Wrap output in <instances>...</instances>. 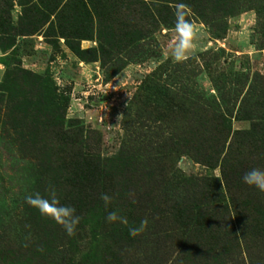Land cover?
I'll use <instances>...</instances> for the list:
<instances>
[{"label":"rangeland","instance_id":"obj_1","mask_svg":"<svg viewBox=\"0 0 264 264\" xmlns=\"http://www.w3.org/2000/svg\"><path fill=\"white\" fill-rule=\"evenodd\" d=\"M202 1L0 0V264H9L5 234L23 248L32 242L25 222L41 215L27 195L54 188L75 208L86 184L109 172L116 184L127 164L160 186L264 168V143L251 134L264 117V0H230L219 15ZM181 4L195 52L175 63ZM241 197L264 231V193ZM112 202L86 209L73 263L102 264L117 235L130 236L136 218L109 223V211L122 213ZM33 253L32 244L25 264Z\"/></svg>","mask_w":264,"mask_h":264},{"label":"trees","instance_id":"obj_2","mask_svg":"<svg viewBox=\"0 0 264 264\" xmlns=\"http://www.w3.org/2000/svg\"><path fill=\"white\" fill-rule=\"evenodd\" d=\"M202 3L203 7L210 4L208 8L213 10V15L233 9L230 0L222 4L217 0ZM258 118L262 124L257 129L253 128L251 134L255 141L258 139L264 143V117L260 115ZM249 147L247 145L245 150ZM259 150L263 153L262 149ZM122 170L123 175L116 184L109 183L112 173L109 172L105 180L89 182L80 191L76 205L79 211L75 207L80 222L71 237L59 225L55 229L49 228L54 221L35 216L31 218V224L25 222L29 231L25 237L32 241L31 244L23 248L19 238L15 242L10 235L3 236L6 244L1 251L6 253L5 259L9 264H25L29 246L33 244L34 264H75L72 259L76 255V233L89 224L90 213L86 209L104 205L100 197L106 193L112 200L116 199L115 206L122 209L121 215L130 214L131 218H136L135 227L143 220H147L148 225L135 238L118 233L114 242L118 246L102 254V264H210L215 260L238 264H246L245 261L264 263V231L259 230L260 226L257 228V221L250 220L249 211L244 206L248 202L241 200V204L238 203L242 192L251 201L257 190L244 185L238 173L232 176L224 168L222 182L206 180L202 184H197V180L173 176L166 185L160 186L147 179L144 170L138 166L127 164ZM148 173L152 175L151 171ZM133 175H138L135 180ZM229 196L233 207L227 201ZM51 237H55L56 241ZM94 264L98 263L95 261Z\"/></svg>","mask_w":264,"mask_h":264},{"label":"clouds","instance_id":"obj_3","mask_svg":"<svg viewBox=\"0 0 264 264\" xmlns=\"http://www.w3.org/2000/svg\"><path fill=\"white\" fill-rule=\"evenodd\" d=\"M184 5H178L175 15V31L179 37L176 41L171 54V59L175 63H181L195 52L194 28L193 24L185 18L183 11ZM243 183L248 187L264 193V168L251 167L244 172L242 177ZM101 200L104 207L108 208L111 204L112 197L106 193L101 194ZM26 203L36 209L42 217L54 221L61 226L66 235L71 237L80 222L79 216L76 215V209L70 205L62 204L57 197L55 189H51L50 194L45 196L40 193H34L25 197ZM109 223H126V218L118 211H109L106 217ZM148 225L147 220H143L136 227L129 228V234L135 238L138 233L143 232Z\"/></svg>","mask_w":264,"mask_h":264}]
</instances>
